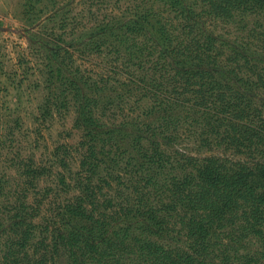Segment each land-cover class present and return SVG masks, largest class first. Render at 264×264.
<instances>
[{"label":"rangeland","instance_id":"374dc122","mask_svg":"<svg viewBox=\"0 0 264 264\" xmlns=\"http://www.w3.org/2000/svg\"><path fill=\"white\" fill-rule=\"evenodd\" d=\"M181 2L184 13L167 0H0V264H44L34 262L30 243L76 217L73 209L90 215L85 229L108 234L111 209L126 203L129 219L135 213L132 188L164 192L207 155L227 165L254 153L217 139L219 123L190 106L194 87L179 75L201 64L179 56L181 69H173L155 29L177 36L172 47L183 35L171 21L183 19L192 37L205 29L218 38L213 59L223 65V42H247L243 24L259 18L227 16L217 0ZM227 61L247 70L240 59ZM85 198L103 200L104 214ZM54 258L48 264L67 261L61 251Z\"/></svg>","mask_w":264,"mask_h":264},{"label":"trees","instance_id":"16d2710c","mask_svg":"<svg viewBox=\"0 0 264 264\" xmlns=\"http://www.w3.org/2000/svg\"><path fill=\"white\" fill-rule=\"evenodd\" d=\"M169 4L185 12L181 0H167ZM217 4L227 16L241 11L259 18L252 27L243 24L251 36L247 42H223L230 51L223 65L214 62L220 55L214 45L218 38L205 29L192 37L183 19L171 21L181 29V44L192 46L198 56L179 42L172 47L177 36L173 38L171 31L163 34L156 28L155 34L163 38L160 50L173 69H181L179 56L201 64L179 76L194 87L190 106L199 115H209L210 123H219L217 139L234 148L253 147L254 153L227 165L220 157L207 155L182 179L168 182L164 192L153 187L141 193L132 188L135 213L129 219L126 203L111 209L103 221L111 230L108 234L98 225L85 229L82 218L90 215L73 209L76 217L62 218L61 226L48 228L49 236L32 240L29 250L34 262L56 263L54 256L61 251L65 264H264V0H217ZM228 58L240 59L247 70L239 69L238 61L229 65ZM209 84L212 87L204 92ZM259 92L260 103L253 106ZM158 94L186 102L183 97L175 100ZM150 198L156 199V206L148 204ZM85 201L100 217L104 214L98 211L103 200Z\"/></svg>","mask_w":264,"mask_h":264}]
</instances>
